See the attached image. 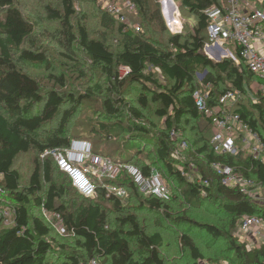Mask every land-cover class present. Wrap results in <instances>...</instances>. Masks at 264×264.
Instances as JSON below:
<instances>
[{
    "label": "trees",
    "instance_id": "obj_1",
    "mask_svg": "<svg viewBox=\"0 0 264 264\" xmlns=\"http://www.w3.org/2000/svg\"><path fill=\"white\" fill-rule=\"evenodd\" d=\"M106 1L115 3L99 0V21L103 28L118 32L117 49L108 45L105 35L91 38L75 0L45 6L46 18L59 25L52 37L62 50L59 57L37 41L41 18L26 17L17 0H0V187L5 191L0 196V264H47L50 255H59L63 264H169L164 243L176 235L181 251L189 252L197 264L205 257L191 236L180 231L187 224L204 229L214 240L227 239L241 264H264V243L248 249L233 237L244 216L264 219V203L222 186L211 167L221 163L236 169L259 185L264 197V163L245 152L216 154L210 145V120L198 111L193 98L202 87L198 74L207 72L203 83L212 84L209 106H216L228 91L241 94L233 112L264 142V100L260 93L257 102L249 97L251 85L260 81L243 65L230 59L214 61L204 53L209 24L204 11L223 0H174L185 22L181 34L169 31L160 0H130L136 9L133 13L126 9L123 15L137 19L139 32L109 14ZM258 7L262 9L259 3ZM186 17L195 23L189 25ZM76 48L85 53L91 67L100 68L107 79L104 87L100 83L88 87L85 71L71 65L77 63ZM31 67L48 75L42 80L30 72ZM122 70L128 74L120 79ZM76 75L86 88L83 93H75L70 82ZM137 89L138 104L132 105L126 98ZM151 104L156 105L158 122L146 119ZM173 132L188 143L187 150L180 151ZM74 139L90 141L95 155L134 165L145 175L157 169L171 191L170 200L144 196L125 173L108 184L125 188L126 199L108 198L93 176L97 197H83L53 158H42L46 151L65 150ZM26 154L31 155L33 170L23 185L16 161ZM192 165L209 185L189 179ZM180 201L192 210L213 204L231 219V230L196 224L183 215L174 217L172 204ZM43 209L61 216L72 247L56 242L54 225L44 218ZM6 210L13 213L12 226L5 225ZM173 229L180 232L170 235Z\"/></svg>",
    "mask_w": 264,
    "mask_h": 264
},
{
    "label": "built area",
    "instance_id": "obj_2",
    "mask_svg": "<svg viewBox=\"0 0 264 264\" xmlns=\"http://www.w3.org/2000/svg\"><path fill=\"white\" fill-rule=\"evenodd\" d=\"M168 18V28L172 34L183 32V23L179 6L174 0H160ZM128 12L133 13L135 5L129 2L126 6ZM105 10L130 27L123 15V9L118 5L106 1ZM209 20L207 34L208 44L204 49L205 55L211 60L230 59L235 65L246 67L261 83L251 85L249 97L257 102V94L264 100V10L258 7V2L250 0H223L220 6L214 5L204 11ZM140 31L139 26L135 28ZM226 48V50H225ZM232 49L233 52L230 50ZM128 71L122 70L120 79L127 76ZM207 72L198 74L201 89L194 95V102L198 111L210 120L213 136L210 145L219 155L238 156L241 152L248 153L254 160L264 163V142L233 109L238 105L241 94L234 91L226 92L216 106L210 107L208 98L212 84L205 85L203 80ZM171 137L180 140V151L188 149V143L182 140L179 134L172 133ZM51 157L61 172L66 174L73 188L87 199L97 197V186L91 179L95 177L107 192V197H115L124 200L128 192L123 187L108 184L115 182L121 173L131 178L139 192L146 197H155L162 201H169L171 191L162 179L159 171L153 168L148 175L134 165L115 164L110 158L95 155L92 143L88 140L74 139L70 146L62 151H46L42 158ZM212 170L220 177L222 186L236 189L253 201L260 202L256 192L261 187L254 181L245 178L236 169L213 163ZM193 174H189L191 181L202 182L209 185L208 181H202L197 173V168L191 166ZM5 191L0 187V196ZM43 216L55 225L58 231L64 232L62 218L58 214H50L43 209ZM13 213L4 212L5 225L11 226ZM55 226V228L57 227ZM241 240L252 242H264V219L259 216H244L240 223ZM95 264V262H93Z\"/></svg>",
    "mask_w": 264,
    "mask_h": 264
},
{
    "label": "rangeland",
    "instance_id": "obj_3",
    "mask_svg": "<svg viewBox=\"0 0 264 264\" xmlns=\"http://www.w3.org/2000/svg\"><path fill=\"white\" fill-rule=\"evenodd\" d=\"M114 4L118 5L120 8L123 9L124 12H126V6L130 2V0H114ZM258 3L262 9H264V0H258ZM18 7L21 9V11L24 13L26 17H31L32 19H38V23L41 25L38 27V38L37 41L39 42V45L44 46L47 48L51 53L54 54V56L60 57V47L56 45V43L52 40V37L57 35V30L59 29V25L54 22H50L45 15V6L50 4L52 6L57 7L59 4V0H17ZM101 4V3H100ZM75 6L76 10L78 12V16L80 18H86L87 22V28L90 32L91 38H99L102 37V35H105L108 38V45L111 46L114 49H117L118 47V39L119 34L115 30H107L103 28L100 25L99 21V15H100V7H99V0H75ZM162 7V13L165 18V21L168 25V18L167 14L164 10V7ZM186 16H189L187 12H184ZM183 13V14H184ZM186 23L189 25H192L195 23L194 18L186 17ZM126 21L130 24V29L135 30L134 28L138 26V23L136 22L137 19L132 18V15H126L125 16ZM185 26V22L183 23V28ZM169 29V28H168ZM170 31V30H169ZM136 32V31H135ZM226 50V48H225ZM232 52L233 50L230 49ZM74 58L77 63L71 62V65L76 67L78 66L79 69L84 70L86 74V80L85 83L89 84L88 87L94 86L95 84L100 83L103 87L106 83L107 79L104 78V75L102 74V71L100 68H93L89 65L85 53L80 49L76 48L74 53ZM216 61V60H215ZM33 74L40 75L41 79L44 80L45 77L48 75V73L42 69L31 67L30 69ZM159 80L161 82H165L164 78L162 76H158ZM71 84L75 88V93L78 94V91L80 93H83L81 91L86 90L85 87H82L81 81L79 80L78 76L76 75L75 79H70ZM46 82L43 83L45 85ZM87 87V86H86ZM106 89V88H105ZM140 89H137L133 93V95L126 98L127 102H130L132 105H137L136 102L137 97L141 93L139 91ZM97 97L101 96L99 92H96ZM155 110L156 105L151 104L149 109L145 111V116L147 120L158 122V119L155 116ZM87 114H91L88 112ZM104 147L105 143L103 142ZM109 146V145H106ZM95 148V146H94ZM16 168L20 172L22 176V182L23 185H26L29 179V176L32 173L33 170V164H32V158L30 154L22 155L19 157L16 161ZM256 196L259 198L260 202L264 203V197L263 192L260 190L259 192H256ZM6 199V198H5ZM3 199V200H5ZM124 205H126L128 202L124 201ZM174 205L175 209V215L174 217H177L179 215L186 216L188 219L192 220L196 224L200 225H213L217 228H219L221 231H227L230 229V222L231 219L222 212L219 208H216L213 204L207 203L203 205L198 210H192L189 206L187 207L183 202H176ZM173 209V210H174ZM2 209H0V227L3 223H1L2 217H1ZM32 214H37V212L32 211ZM151 218V217H149ZM152 222H155L153 220ZM164 222V221H163ZM240 222L237 223V226L235 229H233V237L237 238L240 245H243L244 247L248 249L253 248H259L264 242H252V241H243L241 240L242 233L240 232ZM6 224V223H5ZM54 228L57 225V223H54ZM169 227V223H165ZM13 224H11L12 226ZM58 225L54 229L53 237L55 236L56 242L59 244H62L68 248L72 247V239L66 232L60 233L58 231ZM62 228L63 225H61ZM174 231H168L170 235H176L177 232H184L187 233L194 242H196L199 247L201 248V253L204 255V259L199 261L197 264H241L240 261L236 258L235 254H233L229 250L228 246V240L225 238H222L221 240H214L211 236H209L206 231L200 227H197V225H191L187 224L178 231L177 229H173ZM177 236V235H176ZM176 236H173L170 238V240H165V245L163 248L164 256L167 260H169V264H195V262L192 259V256L189 252L181 251V246L179 242L176 239ZM57 250H59L58 246H56ZM58 256L50 255L47 259V264H63L64 260L61 258H58ZM99 264V263H98Z\"/></svg>",
    "mask_w": 264,
    "mask_h": 264
},
{
    "label": "water",
    "instance_id": "obj_4",
    "mask_svg": "<svg viewBox=\"0 0 264 264\" xmlns=\"http://www.w3.org/2000/svg\"><path fill=\"white\" fill-rule=\"evenodd\" d=\"M217 60H218V61H220V60H221V57H220V56H218V57H217Z\"/></svg>",
    "mask_w": 264,
    "mask_h": 264
}]
</instances>
